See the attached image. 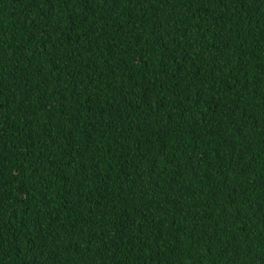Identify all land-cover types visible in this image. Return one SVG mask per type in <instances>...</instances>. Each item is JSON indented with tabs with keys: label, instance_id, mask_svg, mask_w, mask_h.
I'll return each instance as SVG.
<instances>
[{
	"label": "trees",
	"instance_id": "1",
	"mask_svg": "<svg viewBox=\"0 0 264 264\" xmlns=\"http://www.w3.org/2000/svg\"><path fill=\"white\" fill-rule=\"evenodd\" d=\"M0 264H264V0H0Z\"/></svg>",
	"mask_w": 264,
	"mask_h": 264
}]
</instances>
